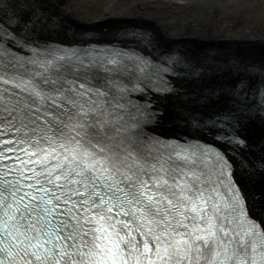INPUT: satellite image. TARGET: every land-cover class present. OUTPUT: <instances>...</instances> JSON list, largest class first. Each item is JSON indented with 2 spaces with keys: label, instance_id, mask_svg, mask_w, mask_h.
I'll return each instance as SVG.
<instances>
[{
  "label": "snow or ice",
  "instance_id": "snow-or-ice-1",
  "mask_svg": "<svg viewBox=\"0 0 264 264\" xmlns=\"http://www.w3.org/2000/svg\"><path fill=\"white\" fill-rule=\"evenodd\" d=\"M48 4L0 0V264H264V204L233 178L264 172L241 131L264 124V61L158 60L155 34L127 23L53 43L67 26ZM161 96L183 98L187 136L149 131Z\"/></svg>",
  "mask_w": 264,
  "mask_h": 264
},
{
  "label": "bare ground",
  "instance_id": "bare-ground-1",
  "mask_svg": "<svg viewBox=\"0 0 264 264\" xmlns=\"http://www.w3.org/2000/svg\"><path fill=\"white\" fill-rule=\"evenodd\" d=\"M248 1L49 0L48 6H50V11L61 17L63 24L67 26V31L69 32L73 28L91 30L97 24L102 25L107 23V19L109 21L115 20L120 24L127 23L126 21L134 23L141 22L142 24L146 23L149 25L148 28L143 25L141 26L151 30L156 36V47H149L155 53L162 54L166 49L172 48L195 54L202 49L215 47L225 51H235L245 58L261 61V57L257 58L248 51L241 52L244 49L241 47L261 46L264 48V4L254 5L256 13H251ZM176 35H185L191 39L207 38L209 42L204 41L203 45H200L202 42H195L196 44L192 45L189 43L190 41H187L188 39L183 38V40H177ZM238 41L242 44H239ZM162 42L167 43V45H163ZM243 44L245 45L243 46ZM176 84L182 87L189 86L187 82L180 79L176 80ZM173 97L176 99L175 105L173 106L175 107L183 99L182 97L161 96L159 99L157 97L152 98V101L156 102L158 108L163 111V115L160 116L155 124L156 128L161 127L159 125L162 117L167 114V106L173 105V102L170 101ZM162 99L163 101L167 100L166 105H161L160 100ZM211 110L213 108L209 109V111ZM176 120L174 117L171 119V122L175 123ZM251 125H254L264 135V124L255 121L248 124L247 128L245 127L241 130L245 136L251 135L248 134L249 130H252ZM149 130L157 132L154 128H150ZM261 133L257 137L262 140L264 136L261 138ZM247 137L249 147L243 151L244 156L251 153L249 150L252 144H254L250 141L252 138L250 136ZM225 146L231 150L234 161L242 158L240 152L234 151L228 145ZM235 170L241 172V174H245V181L250 194L249 197H255L257 195L261 197L259 201L251 200V202L258 203V205L264 204V172L257 169L255 173L249 174L248 171H242L239 165H235ZM250 176L254 181L249 179Z\"/></svg>",
  "mask_w": 264,
  "mask_h": 264
},
{
  "label": "rangeland",
  "instance_id": "rangeland-1",
  "mask_svg": "<svg viewBox=\"0 0 264 264\" xmlns=\"http://www.w3.org/2000/svg\"><path fill=\"white\" fill-rule=\"evenodd\" d=\"M200 1H202V0H200ZM203 1L212 2L213 0H203ZM248 3L251 6V7L249 6V8L251 9L250 12L251 13H256L255 12L256 11L255 10V6L254 5H256V4L257 5H262V4H264V0H249ZM48 7H50V6H48ZM102 20H104V19H102ZM107 21L108 22L105 23V24H102V25L101 24L100 25L97 24L96 26H93L91 28V30H97V31H100V32H106V31H109V29H110V27L112 25H115V24L119 23V22H117L115 20L109 21L107 19ZM126 22L128 24L131 23V24H135V25L140 26V27H142L141 25H143L144 27H147V28L149 26L146 23L145 24H142L141 22H139V23H134V22H131V21H126ZM77 30H79V29H77ZM71 34H72V32L67 31V34H66L65 30L64 29H61L60 31H56V32H51V33L44 34V36H54V37L56 36V37H59V38H62V39H65V38L69 39L71 37ZM175 37L177 38V40H179V39L183 40V38L184 39H188L187 41L188 42L190 41L189 43L192 44V45L196 44L195 42H202V43H200V45H203L204 44L203 43L204 41L205 42H209V40L207 38H204V39L193 38V39H191V38H187L185 35L184 36L183 35H181V36L180 35H176ZM166 42H170V41H166ZM162 43L165 46L167 45V43H165V42H162ZM238 43L239 44H242L240 41H238ZM200 45H198V46H200ZM244 45L245 44H243V46ZM241 48H244V49L241 50V52L242 51L243 52H247L248 51L252 55L256 56L257 58L258 57H261V61H264V48L263 47H261V46H252V47L247 46V47H241ZM166 101L167 100L163 101V99L160 100L161 105H163V104L166 105ZM170 101L173 102V105H170L169 107L167 106V114H165L162 117V120H161L160 125H159L161 127H159V128L154 127V130H156L157 132H160V133L161 132L162 133H167V132L168 133H176V132L177 133H187V132H190L191 131L190 128H185V127H182L181 126L182 125V122L181 121L176 120L175 123L171 122V119L175 117L174 112H175L176 106L175 107H173V106L175 105L174 103H175L176 99L173 97V99H171ZM220 106H221V104H217V105H214L212 108H217L218 109ZM246 128H247V126H246ZM251 129L252 130L251 131L249 130V133H248V134H251V135H247V136H250L252 138L250 141H252L254 144H252V146L250 147V150H249L251 152V153H249L250 154V157H249V154L247 155V157L249 159L257 160L258 161L261 156H264V149L261 148V141L262 140L259 137H257L261 133V131L260 130H257V128L254 125H251ZM261 135H262L261 138H263L264 135L262 133H261ZM257 139L259 140V142H258ZM235 175H236V178L238 179V181L240 182V185H242L243 189L245 190V192L248 193V195H250L249 194V191L247 189L248 186L246 185V181H245L246 180L245 179V174H241V172L235 170ZM250 177H249V179L250 180L252 179L254 181V179L252 177L251 178ZM249 182H251V181H249ZM250 203H253V202H251V200H250ZM256 205H257V207L260 206V205H258V203Z\"/></svg>",
  "mask_w": 264,
  "mask_h": 264
}]
</instances>
